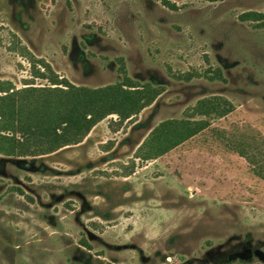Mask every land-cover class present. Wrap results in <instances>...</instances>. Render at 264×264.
I'll list each match as a JSON object with an SVG mask.
<instances>
[{
	"label": "rangeland",
	"instance_id": "1",
	"mask_svg": "<svg viewBox=\"0 0 264 264\" xmlns=\"http://www.w3.org/2000/svg\"><path fill=\"white\" fill-rule=\"evenodd\" d=\"M67 82L148 103L0 154V264H264V0H0L6 124L53 118Z\"/></svg>",
	"mask_w": 264,
	"mask_h": 264
},
{
	"label": "trees",
	"instance_id": "2",
	"mask_svg": "<svg viewBox=\"0 0 264 264\" xmlns=\"http://www.w3.org/2000/svg\"><path fill=\"white\" fill-rule=\"evenodd\" d=\"M67 83L65 87L68 90H62V93L70 91L68 94H64L68 101L66 104L65 98L62 101H56V103L61 102V107L58 113L53 107L51 115L53 118L50 120L40 119L39 121H42L40 124H33V121L26 122L27 126L22 128L21 125L20 128L14 125L16 120L7 125L0 116V125H6V130L1 131L4 128H0V154L38 157L54 153L64 147L79 144L91 129L107 115L119 114L121 117L129 119L148 103L141 96L142 90H131L137 88L134 86H130L129 90L124 89L125 85L117 88L113 86L102 90H89ZM53 85L61 86L62 84L54 83ZM6 93L8 96V92ZM14 93L12 92V94ZM71 98H79V100L82 98V103L78 100V105H71ZM56 114L57 116H54ZM42 126H44L43 131L37 133L39 138L34 145L32 139L37 135L35 130ZM5 132H10L11 136L3 134ZM18 134L24 136L23 140L17 137ZM157 134L158 132L155 131L153 136L155 137ZM149 143L151 140L146 141L145 145L147 146Z\"/></svg>",
	"mask_w": 264,
	"mask_h": 264
}]
</instances>
